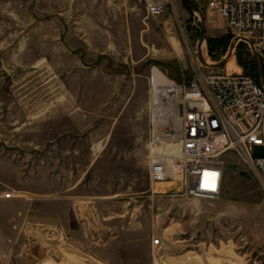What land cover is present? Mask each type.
Segmentation results:
<instances>
[{
  "label": "rangeland",
  "instance_id": "obj_1",
  "mask_svg": "<svg viewBox=\"0 0 264 264\" xmlns=\"http://www.w3.org/2000/svg\"><path fill=\"white\" fill-rule=\"evenodd\" d=\"M149 1L0 0V195L19 197L0 264H264V188L238 155L217 199L149 177L151 66L258 77L253 49L205 0Z\"/></svg>",
  "mask_w": 264,
  "mask_h": 264
},
{
  "label": "built area",
  "instance_id": "obj_2",
  "mask_svg": "<svg viewBox=\"0 0 264 264\" xmlns=\"http://www.w3.org/2000/svg\"><path fill=\"white\" fill-rule=\"evenodd\" d=\"M207 5L226 19L235 43L251 45L259 74L201 66L193 77L177 80L151 66L149 177L152 188L168 184L153 194L219 198L230 154L251 165L264 188V0H207ZM147 11L157 17L165 5L149 1Z\"/></svg>",
  "mask_w": 264,
  "mask_h": 264
},
{
  "label": "crops",
  "instance_id": "obj_3",
  "mask_svg": "<svg viewBox=\"0 0 264 264\" xmlns=\"http://www.w3.org/2000/svg\"><path fill=\"white\" fill-rule=\"evenodd\" d=\"M153 1V0H152ZM175 1V4L178 6V9L184 14L185 13V10H184V8H183V4L185 3V1L186 0H174ZM197 2H198V0H196ZM182 2H183V4H182ZM192 2V1H191ZM205 2H206V5H207V0H205ZM191 5V4H190ZM193 6V5H192ZM191 6V9L192 10H194V6L192 7ZM207 7H208V5H207ZM209 9V8H208ZM210 10V9H209ZM186 14V16H187V13H185ZM17 198H19V197H17V195H15L14 194V197H11V199L10 198H5L4 196H3V194H1L0 195V208L2 207H6V205H10V204H12V203H16L17 202ZM2 213H1V210H0V215H1Z\"/></svg>",
  "mask_w": 264,
  "mask_h": 264
},
{
  "label": "water",
  "instance_id": "obj_4",
  "mask_svg": "<svg viewBox=\"0 0 264 264\" xmlns=\"http://www.w3.org/2000/svg\"><path fill=\"white\" fill-rule=\"evenodd\" d=\"M187 1H189V3H190L191 5H193V3H192L190 0H187ZM224 62H225V61H224ZM224 62H223V63H224ZM223 63H222V64H223ZM259 67H260V71L262 72V67H261V66H259Z\"/></svg>",
  "mask_w": 264,
  "mask_h": 264
},
{
  "label": "trees",
  "instance_id": "obj_5",
  "mask_svg": "<svg viewBox=\"0 0 264 264\" xmlns=\"http://www.w3.org/2000/svg\"><path fill=\"white\" fill-rule=\"evenodd\" d=\"M257 74H259V70H258V68H257Z\"/></svg>",
  "mask_w": 264,
  "mask_h": 264
},
{
  "label": "bare ground",
  "instance_id": "obj_6",
  "mask_svg": "<svg viewBox=\"0 0 264 264\" xmlns=\"http://www.w3.org/2000/svg\"><path fill=\"white\" fill-rule=\"evenodd\" d=\"M206 61V60H205ZM206 64V63H205ZM209 65V64H208ZM80 264V263H79Z\"/></svg>",
  "mask_w": 264,
  "mask_h": 264
}]
</instances>
